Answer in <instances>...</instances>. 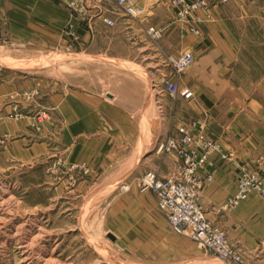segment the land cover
Returning a JSON list of instances; mask_svg holds the SVG:
<instances>
[{"label": "rangeland", "instance_id": "374dc122", "mask_svg": "<svg viewBox=\"0 0 264 264\" xmlns=\"http://www.w3.org/2000/svg\"><path fill=\"white\" fill-rule=\"evenodd\" d=\"M196 1L157 0L153 12L144 8L146 18L140 21L148 23L152 18L153 26L183 27L189 34V17L179 15L180 3ZM103 4L108 11L115 9L112 0ZM78 6L73 16L80 25L88 14ZM209 8L225 20L240 45L235 75L243 90L241 101L264 107V0H206V6L197 11ZM198 28L200 35V22ZM9 36H0V264H174L168 263L171 259L158 244L166 220L154 207L153 193L143 189L140 181L153 164L160 163L159 158L173 155L159 151V143L177 135L181 124L156 138L152 151L158 158L149 157L151 150L146 157H120L119 153L129 151L113 143L116 137L107 135L108 144L106 134H82L79 119L65 109L66 94L81 79V71L97 68L96 62L69 58L80 51V41L64 36L67 44L58 43L42 57L31 50L19 51ZM156 69L154 80L159 69L168 72L160 61ZM152 93L154 99L158 97ZM153 108L152 120L157 123L165 111L158 104ZM210 139L220 152L218 143ZM155 212L164 224L151 223L148 216ZM150 223L152 235L159 237L146 236ZM168 228L173 240L175 233ZM178 237L184 239L180 246L186 249L187 264L192 259L188 248L197 245ZM235 254L238 262L212 257L217 264H241L240 255Z\"/></svg>", "mask_w": 264, "mask_h": 264}, {"label": "crops", "instance_id": "0c3cea01", "mask_svg": "<svg viewBox=\"0 0 264 264\" xmlns=\"http://www.w3.org/2000/svg\"><path fill=\"white\" fill-rule=\"evenodd\" d=\"M104 1L81 0L79 4L88 19L78 25L72 11L65 7L66 0H0V36L10 35L11 45L19 51L31 50L42 57L49 55L58 43L80 41V51L69 58L96 62L97 68L81 71V79L71 84L72 89L66 94L65 109L79 119L82 134H106L108 144L107 135L116 137L118 141L113 143H120V149L129 151L119 153L120 157L136 159L151 150L149 157L158 158L152 151L154 142L159 136L168 135L170 126H203L206 136L214 139L220 149L197 174L202 183L199 204L205 218L224 233L228 245L240 255L241 264H264V199L250 192L246 199L231 204L242 170L256 171L264 181V107L254 101H241L243 90L235 75L240 64L238 40L225 20L210 8L191 15L200 22L198 37L187 34L183 27L165 28L160 42L164 51L177 54L189 50L194 54V66L182 76L168 74L179 88L189 89L194 99H154L151 83L159 61L146 35L154 20H120L125 17L116 1L112 0V11L103 7ZM156 4L157 0L138 2L151 12ZM100 14L114 20L115 25L106 26L98 17ZM67 35L71 38L66 39ZM154 103L160 104L161 112L165 111L164 118L155 119L157 123L152 120ZM158 161L151 172L161 178L172 175L179 163L174 155L162 156ZM208 175L210 182L206 181ZM148 217L153 224L158 220L164 224L156 212ZM151 223L146 236L159 237L152 235ZM165 223L157 241L161 251L171 259L168 263L186 264V249L180 246L184 239L171 234L170 240L169 225ZM188 249L192 259L187 264H217L197 246Z\"/></svg>", "mask_w": 264, "mask_h": 264}, {"label": "built area", "instance_id": "2783aa9c", "mask_svg": "<svg viewBox=\"0 0 264 264\" xmlns=\"http://www.w3.org/2000/svg\"><path fill=\"white\" fill-rule=\"evenodd\" d=\"M80 1L66 0L64 4L72 13H76L80 8L78 6ZM115 1L124 17L134 21L146 18V10L138 6L136 0ZM221 1L226 2V0ZM180 4L179 15L185 18L189 17L186 22L187 32L198 36L199 20L189 15L201 7H205L206 0H199L190 5ZM98 17L108 27L115 25L114 20L102 14ZM146 35L160 65L162 68L168 69V72L159 69L157 79L152 80V90L156 96L171 99L180 97L185 101H192L193 93L187 88H179L176 83L172 82L168 74L181 76L193 67L196 62L193 52L189 50L177 54L164 52L160 46L164 28L150 26ZM157 104L160 108V104ZM159 144V151L175 155L180 161L179 166L172 175L164 178L152 172L147 173L140 181V186L153 193L156 208L163 215L173 233L189 238L208 255L222 261L234 260L238 262L239 258L226 242L224 233L206 221L199 204L201 182L197 174L207 167L213 154L219 153L216 143L206 136L203 126L183 125L177 129V135L164 138ZM206 181L210 182L211 176H207ZM250 192H255L264 199V181L256 171L244 169L238 177L237 194L232 200V204L235 205L244 200Z\"/></svg>", "mask_w": 264, "mask_h": 264}, {"label": "bare ground", "instance_id": "6f19581e", "mask_svg": "<svg viewBox=\"0 0 264 264\" xmlns=\"http://www.w3.org/2000/svg\"><path fill=\"white\" fill-rule=\"evenodd\" d=\"M2 249V248H1Z\"/></svg>", "mask_w": 264, "mask_h": 264}]
</instances>
